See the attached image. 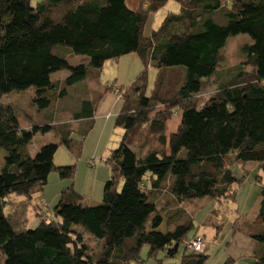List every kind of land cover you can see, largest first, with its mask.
Here are the masks:
<instances>
[{"label": "trees", "instance_id": "1", "mask_svg": "<svg viewBox=\"0 0 264 264\" xmlns=\"http://www.w3.org/2000/svg\"><path fill=\"white\" fill-rule=\"evenodd\" d=\"M166 1L42 0L31 7L30 0H0L3 264H144V246L148 259L168 255L194 229L180 209L165 218L162 205L234 200L243 180L233 175L231 163L259 162L264 172V0H176L179 12L167 14L158 29L144 36L143 27ZM239 35L251 41L244 49L246 59L224 68L221 49ZM56 48L64 54L54 53ZM130 54L142 65L135 81L100 89L88 82H98L101 69L75 65L66 57L83 56L94 66ZM149 67L157 74L147 94ZM62 70L69 75L53 79ZM76 84L84 92L78 101L70 108L52 106ZM206 84L214 91L201 102ZM29 89L34 92L28 93L30 107L40 115L48 112L47 120L1 102ZM107 95L120 103L114 125L124 134L102 160L109 168L102 199L91 204L76 193L72 200L63 193L52 216L45 218L44 208L37 206V224L27 227L29 207L42 195L48 175L74 178L75 165L56 166L55 154L63 146L72 158L81 157L98 103ZM18 110L29 127L19 124ZM173 116L179 122L167 135ZM50 131L53 142L32 155L34 136ZM260 197L247 226L254 246L248 264H264V183ZM206 259L185 251L180 264ZM223 264L236 261L227 258Z\"/></svg>", "mask_w": 264, "mask_h": 264}, {"label": "rangeland", "instance_id": "2", "mask_svg": "<svg viewBox=\"0 0 264 264\" xmlns=\"http://www.w3.org/2000/svg\"><path fill=\"white\" fill-rule=\"evenodd\" d=\"M40 1L42 0H30L31 7H34ZM179 9L180 5L176 0H167L163 7H161L155 15L151 16L143 27L144 36H149L152 30L158 29L167 14L178 13ZM250 43L251 41L247 35L229 37L225 46L221 49V54L225 57L223 67L234 68L242 64L244 59H246L244 49ZM63 50L62 48H56L54 53L63 55ZM66 57L70 58L75 65L81 64L85 68L91 67L94 69H101L98 82H88V87L91 88H106L114 82H116L115 87L128 86L135 81L138 74L142 71V65L134 54L121 57L117 63L110 60L97 65L94 64V66L83 56L72 55L71 57ZM246 70H248V67ZM146 74L147 94H149L154 86L157 73L155 69L149 67L146 70ZM68 75L69 72L67 70H62L53 74L52 77L53 79L62 80ZM218 75L222 76V72ZM78 85L80 84H76L69 90L66 96L67 98L65 97L66 99L58 98V100L53 102L52 106L62 108V104H64L70 108L71 104H73L75 100L78 101L84 94L82 87ZM213 91V87H211L210 84H206L205 89L199 94L198 100L201 102L205 101L213 94ZM28 93L34 94L33 89H29V91H26L24 94L6 95L1 99V102H10L13 105H19L23 109L19 110L35 116V120H40V117L43 120H47L44 116H47L48 112L43 111L44 115H40L37 113L36 108L30 107ZM119 108L120 103L118 105L117 99L112 95H107L99 101L95 111L96 124L87 135V140L84 141L83 153L80 158H72L63 146L58 148L54 158L55 165H75L74 178L72 180H62L58 177L57 172H51L48 175V183L44 187L42 195L37 196L29 207L26 217L28 223L27 227L34 228L37 224L34 211V209L37 210V206H41L42 209L44 208L43 212L47 213L45 218L52 216L53 207L58 203L63 193L66 198L71 200L74 199L76 193L82 196L83 198H81L83 200L91 204H98L100 202L104 184L107 181L106 179L109 178V168L107 165L105 166V164H103V161L112 150L118 147L124 134L122 129L116 128L114 125L115 114H117ZM19 110V124L24 128L29 127L30 124L23 117V112L21 113ZM103 113L113 114V116L107 120L108 124L107 126L105 125V130H103V124L101 123L106 120L104 119L105 114ZM53 119H55V116H53ZM178 122L177 116H173L172 119L167 122V135H169L172 130L176 129ZM52 139L53 133L51 131L46 134L38 133L34 136L33 142L31 143V146H34L36 149L32 151L31 154L33 155L34 152L37 153L42 145L53 142ZM94 152H97V155L103 153L104 157H101V160L98 158L94 160V157L97 155L89 156ZM1 153L2 151H0V157L2 156ZM92 161H95L97 165L91 166ZM100 161L102 162L99 163ZM100 166L102 167L98 170ZM229 168L236 179L243 180L240 187H237L238 191L234 200L218 202L208 198H197L184 201L181 204L171 202L170 205H162L160 207V212L165 218L167 215H171V212H174L176 209H180L183 217L185 215L191 217L194 223V229L189 233L185 243L199 238L198 240L202 242V246H205L204 255L207 256L204 264H223L227 258L235 259L236 264H248L253 261L250 257L252 256L254 246L251 239L247 236V226L248 223H253L255 215L258 212V205L261 198L260 192L262 190V183H264V172L259 162L231 163L229 164ZM121 185L122 182L119 184L118 189H120ZM54 199H56L55 202ZM44 205L47 206L45 207ZM165 222L166 220L162 224V227H165ZM188 250L191 249L185 248L184 243H181L177 247L176 252L171 253V255L158 253L155 259H148V248L144 246L141 249L140 256L141 259L144 260V264H159L158 261H160L161 264H180L182 254ZM2 261L3 259L0 257V264H3Z\"/></svg>", "mask_w": 264, "mask_h": 264}, {"label": "crops", "instance_id": "3", "mask_svg": "<svg viewBox=\"0 0 264 264\" xmlns=\"http://www.w3.org/2000/svg\"><path fill=\"white\" fill-rule=\"evenodd\" d=\"M111 111V110H110ZM103 114H105L104 116V119H106L105 121H103V122H101L102 124H103V130H105L106 128H105V125L107 126V124H108V122H107V120L108 119H110L112 116H113V114L112 113H103ZM116 115V114H115ZM96 124V122L94 121V125ZM103 132V131H102ZM85 140H87V138L85 139ZM100 140H101V138H100ZM83 148H84V145H83ZM82 153H83V151H82ZM108 154V153H107ZM106 154V155H107ZM87 155H89V154H87ZM93 155H97V152L95 153H93L92 155H89V156H93ZM105 155V156H106ZM101 157H104V155H103V153L101 154H98L96 157H94V160L96 159V158H98V159H100L101 160ZM93 158V157H92ZM95 162V161H94ZM102 161H100L99 163H101ZM95 165H97L96 163H94ZM102 166H100L99 168H98V170L101 168ZM83 198V197H82ZM56 201V199H54V202ZM84 202H88V201H86V200H83ZM204 250H205V246H203V248L201 249V254H204L205 252H204Z\"/></svg>", "mask_w": 264, "mask_h": 264}, {"label": "built area", "instance_id": "4", "mask_svg": "<svg viewBox=\"0 0 264 264\" xmlns=\"http://www.w3.org/2000/svg\"><path fill=\"white\" fill-rule=\"evenodd\" d=\"M198 239H195V240H192V241L190 240L189 243H184V247L188 248V249H191V250H188L189 252H192V253H195V254L199 253L203 246H202V242H200Z\"/></svg>", "mask_w": 264, "mask_h": 264}, {"label": "water", "instance_id": "5", "mask_svg": "<svg viewBox=\"0 0 264 264\" xmlns=\"http://www.w3.org/2000/svg\"><path fill=\"white\" fill-rule=\"evenodd\" d=\"M177 247H178V244L176 243L172 248H170V249L167 251V254H168V255H171V253H175L176 250H177Z\"/></svg>", "mask_w": 264, "mask_h": 264}, {"label": "clouds", "instance_id": "6", "mask_svg": "<svg viewBox=\"0 0 264 264\" xmlns=\"http://www.w3.org/2000/svg\"><path fill=\"white\" fill-rule=\"evenodd\" d=\"M203 248V247H202ZM200 253V252H199Z\"/></svg>", "mask_w": 264, "mask_h": 264}]
</instances>
